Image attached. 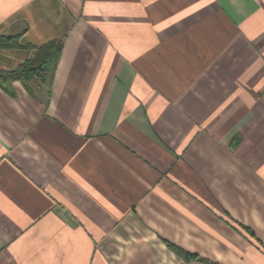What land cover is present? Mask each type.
<instances>
[{"label": "crops", "instance_id": "crops-1", "mask_svg": "<svg viewBox=\"0 0 264 264\" xmlns=\"http://www.w3.org/2000/svg\"><path fill=\"white\" fill-rule=\"evenodd\" d=\"M0 35V71L64 41L0 87V264H264V0H0Z\"/></svg>", "mask_w": 264, "mask_h": 264}, {"label": "trees", "instance_id": "trees-1", "mask_svg": "<svg viewBox=\"0 0 264 264\" xmlns=\"http://www.w3.org/2000/svg\"><path fill=\"white\" fill-rule=\"evenodd\" d=\"M64 41L53 39L40 46L27 45V48L35 50V54L29 59L24 60L18 68L10 71H0V87L12 91L15 81H20L26 89L33 93L32 84L46 83L56 71L60 57L62 55ZM19 36L0 35V48H20ZM175 248L181 255L190 258L188 252ZM215 264V263H212Z\"/></svg>", "mask_w": 264, "mask_h": 264}, {"label": "rangeland", "instance_id": "rangeland-1", "mask_svg": "<svg viewBox=\"0 0 264 264\" xmlns=\"http://www.w3.org/2000/svg\"><path fill=\"white\" fill-rule=\"evenodd\" d=\"M248 231V230H247Z\"/></svg>", "mask_w": 264, "mask_h": 264}]
</instances>
